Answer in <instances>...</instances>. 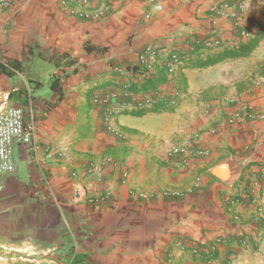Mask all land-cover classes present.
<instances>
[{
    "label": "crops",
    "instance_id": "0c3cea01",
    "mask_svg": "<svg viewBox=\"0 0 264 264\" xmlns=\"http://www.w3.org/2000/svg\"><path fill=\"white\" fill-rule=\"evenodd\" d=\"M230 1L69 0L64 11L54 0H21L0 8V112L18 107L35 125L33 147L16 146L15 170L0 179V260L161 264L170 250V264H264V86L213 101L214 79L193 90L188 59L174 80L177 97L166 82L154 89L172 101L169 110L148 111L153 90H120L122 71L146 45L186 50L208 40L211 25L226 29L218 9ZM104 8L98 20L81 17ZM222 64L195 69L220 76ZM241 105L251 117L234 118ZM230 156L242 168L224 184L209 171ZM84 195L110 201L89 205ZM195 251L216 257L202 263Z\"/></svg>",
    "mask_w": 264,
    "mask_h": 264
},
{
    "label": "built area",
    "instance_id": "2783aa9c",
    "mask_svg": "<svg viewBox=\"0 0 264 264\" xmlns=\"http://www.w3.org/2000/svg\"><path fill=\"white\" fill-rule=\"evenodd\" d=\"M14 1L21 0H0V8L10 7ZM64 11L69 10V0H54ZM84 3V1H82ZM107 9H95L91 14L82 13L81 17L87 20H98L107 16ZM148 18V17H147ZM217 42L213 38H209L203 42V48L195 50L190 44L186 46V50L176 48L172 44L152 43L143 47L137 54L136 65L132 69L122 71V75L126 84L124 89L131 84L144 85L148 79L155 73L160 72L166 78V86L172 97H176L180 91L175 87V77L181 72L186 60L201 57L206 50H211ZM198 58V57H197ZM120 72V71H119ZM166 88V87H165ZM149 96L144 100L143 104L151 106L165 101V96L162 95L160 89L149 92ZM253 111L245 105H241L239 110L234 114H246L251 117ZM233 118V117H232ZM231 118V123L233 119ZM35 142V125L30 119H26L24 112L18 108L9 106L0 112V179L14 172L15 165L13 161V153L16 146L33 147ZM198 155H202V151H197ZM2 185L0 184V192ZM262 190L264 187L262 186ZM165 199L180 198L178 192H166ZM89 205H97L101 200H109L110 197H88L84 195ZM139 199L146 200V195H138ZM172 255L170 250H166L161 264H170Z\"/></svg>",
    "mask_w": 264,
    "mask_h": 264
},
{
    "label": "rangeland",
    "instance_id": "374dc122",
    "mask_svg": "<svg viewBox=\"0 0 264 264\" xmlns=\"http://www.w3.org/2000/svg\"><path fill=\"white\" fill-rule=\"evenodd\" d=\"M218 12L223 17L225 16L224 18L228 22V27L225 29L211 25L208 28L209 35L206 38H213L217 44L214 48L206 50L205 52L232 48L240 43H245L252 39L258 31V27L264 24V0H231L228 3L226 2L220 5ZM200 41L201 45H203V40ZM222 66L225 67V70L220 75L221 79L218 78L220 76L216 70L203 72L202 70H197L189 66L185 67V69L187 68L189 70L192 84L194 82L196 83L193 90H200V88L197 89L198 81L204 78L208 80L214 79L213 83L215 85L209 90V99L220 101L226 98L232 102L233 99H239V96L245 92L251 91L253 87L258 85L260 87L264 86V40L249 57L228 60L223 62ZM184 79L180 76L178 78V85L182 86ZM120 90L125 92V89ZM262 114H264V111L259 113V116H262ZM230 120L231 117L226 121L228 122ZM214 129L215 127H211L210 130ZM204 132L208 131L202 130L198 134ZM253 143H256V140H253ZM0 264H5V262L0 260Z\"/></svg>",
    "mask_w": 264,
    "mask_h": 264
},
{
    "label": "trees",
    "instance_id": "16d2710c",
    "mask_svg": "<svg viewBox=\"0 0 264 264\" xmlns=\"http://www.w3.org/2000/svg\"><path fill=\"white\" fill-rule=\"evenodd\" d=\"M263 40H264V24L258 27V31L256 35L247 42L240 43L239 45L232 48H224L214 51L212 53L207 54L204 58L193 59V60L189 59L188 62H191L190 64L193 68L204 69L211 66H215L217 64H221L228 60H238V59L247 58L251 55V53L255 49H257V47ZM190 45L193 46L195 50H199L203 48V45H201L200 42L192 43ZM165 82L166 79L164 75L160 72H157L153 74L144 85L138 86V85L130 84V86L128 88H125V90L134 94L143 93L154 90L157 86L162 85ZM58 100H60V98ZM171 102L163 101L158 104H153L148 108V111L162 112L171 106ZM135 115L138 114L135 113ZM116 154H117L116 149L109 151V155L116 156ZM238 245H240V243H238ZM215 257H216L215 251H213L211 254H205L202 252L200 253L198 251H195V254L192 256L193 260H198L202 263L210 262L214 260ZM78 263H80V257H78L77 255H73L71 260L69 261V264H78Z\"/></svg>",
    "mask_w": 264,
    "mask_h": 264
},
{
    "label": "water",
    "instance_id": "95a60500",
    "mask_svg": "<svg viewBox=\"0 0 264 264\" xmlns=\"http://www.w3.org/2000/svg\"><path fill=\"white\" fill-rule=\"evenodd\" d=\"M242 165L230 156L226 161L212 168L209 173L224 184H230L240 174ZM78 197V193L75 195Z\"/></svg>",
    "mask_w": 264,
    "mask_h": 264
}]
</instances>
